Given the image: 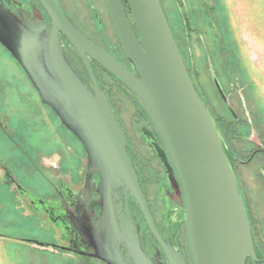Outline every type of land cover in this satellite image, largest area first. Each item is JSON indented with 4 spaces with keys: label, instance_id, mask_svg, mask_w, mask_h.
I'll return each mask as SVG.
<instances>
[{
    "label": "water",
    "instance_id": "1",
    "mask_svg": "<svg viewBox=\"0 0 264 264\" xmlns=\"http://www.w3.org/2000/svg\"><path fill=\"white\" fill-rule=\"evenodd\" d=\"M49 23L15 1L0 0V44L23 69L39 100L86 152V184L100 195L104 247L125 243L135 264H151L142 246L130 241L114 222L115 201L124 194L138 206L161 245L167 264H186L158 233L128 141L97 82L91 62L113 75L153 123L177 173L192 264H245L257 259L246 206L213 116L196 89L179 51L160 0H127L138 38L122 0H106L117 39L131 68L82 32L57 0H38ZM16 6V9L14 7ZM70 45L86 69V82L64 49ZM220 97L223 88L213 74ZM230 111H234L229 107ZM169 178L172 168L155 145ZM98 176L93 183L92 175ZM108 264H125L119 254L101 255Z\"/></svg>",
    "mask_w": 264,
    "mask_h": 264
},
{
    "label": "flooded vegetation",
    "instance_id": "2",
    "mask_svg": "<svg viewBox=\"0 0 264 264\" xmlns=\"http://www.w3.org/2000/svg\"><path fill=\"white\" fill-rule=\"evenodd\" d=\"M12 1L30 13L34 11L39 13L42 20L49 23L48 16L38 0ZM122 2L128 21L138 38L128 4L125 0ZM59 5L62 8L60 3ZM62 10L64 11L63 8ZM96 20L98 28H100L101 23L98 17ZM90 38L112 57L131 68L118 39L114 46L105 35L100 34L99 41ZM62 41L69 58L85 81L90 83L81 60L64 38ZM91 65L97 82L104 89L111 109L128 141V155L136 167L139 183L155 227L166 243L174 249L182 251L186 264H190L191 256L182 212L185 200L177 173L167 155L164 144L151 120L126 88L95 62H91ZM211 75L213 74L211 73ZM105 78L110 79L109 83ZM116 84L136 105L138 114L133 117L134 122L139 124V131L133 130L132 137L117 115V107L113 99L114 92L110 90L112 86L115 85L116 87ZM3 91V88L0 87V96ZM224 94L226 101L220 98L230 111V95L225 91ZM240 99L246 124L250 128V134L245 135L243 140L250 147L236 148L231 140L227 143L223 131L220 132V135L246 206L257 257L254 261L248 258L245 264H264V214H252L250 205V200L256 196L257 192L264 195V141L260 139L253 128L245 101ZM10 102L11 104L0 99V136L3 140L11 141L14 147L12 150L16 152L17 156H12L11 162H8L0 153V187L4 188L6 194L12 195L24 205L23 211L13 214H23L25 217L33 219L45 234L41 239L25 236L22 241L39 246L48 251L52 258H58L65 264H108L100 256L106 254L107 258L113 259L114 252L119 254L125 264H135L125 243H119L115 249L109 250L100 241V235L104 232L105 218L101 214L100 195L92 185L86 184V152L79 140L60 123L52 109L41 101L48 114L50 125L56 124L57 126L56 135L45 136L38 131L42 126L41 121H34L31 126H29V121L26 124L24 121L20 123L17 119L20 118L18 115L19 103L18 101ZM230 113L235 122H241L235 112L233 114L230 111ZM12 119L16 120L18 125L14 126L15 122ZM61 128L65 131L64 134L59 131ZM27 136H36V141L27 143ZM50 137L57 145L52 148L44 147L42 140L46 141ZM155 145L162 149L166 155V160L172 168L170 175L175 181L169 178ZM251 163L257 164L256 175L259 180L258 178L254 179L256 176L252 174V169H246L251 166ZM239 168H242L241 173ZM244 169L248 171L245 173ZM46 172H49L50 175H47ZM22 176L24 177L22 178ZM98 179L97 175H92L93 183H96ZM37 188L44 190V196L33 197L34 191L38 190ZM115 207L116 214H112L114 222L128 236V239L138 245L141 244L140 246H142L141 248L151 264H167L161 245L146 225L143 214L132 198L124 194L120 195L119 199L115 201Z\"/></svg>",
    "mask_w": 264,
    "mask_h": 264
},
{
    "label": "rangeland",
    "instance_id": "3",
    "mask_svg": "<svg viewBox=\"0 0 264 264\" xmlns=\"http://www.w3.org/2000/svg\"><path fill=\"white\" fill-rule=\"evenodd\" d=\"M58 1L80 30L98 41L100 34L105 35L111 44H117L106 0ZM160 3L197 90L213 117L223 119L226 125H230L229 128H222L227 143L231 140L239 149L250 147L243 140L245 135L250 134V128L246 124L240 98L247 105L255 132L264 141V0H160ZM96 17L100 20V28ZM211 73L230 95V105L241 122L234 121L221 100ZM105 80L109 83L110 79ZM0 87L4 90L0 99L9 104L10 101H18L20 118L17 119L20 123L29 121L31 126L34 121H41L42 126L38 131L45 136L56 135V124L55 127L50 125L46 109L38 100L36 91L1 44ZM110 90L114 92L117 115L132 137L133 130L139 131V124L134 122L133 117L138 114L136 105L117 84ZM14 122V126L18 125L16 120ZM59 131L62 134L65 132L62 128ZM33 137L27 136V143L36 141V136ZM1 138L0 153L6 161L11 162V157L17 156L12 150L13 144ZM42 145L52 148L57 143L50 137L46 141L43 139ZM246 169H252L251 173L256 176L254 179L258 178L256 163H251ZM246 169L245 173L248 171ZM239 172H242V168H239ZM4 191L0 187V264H65L58 258H52L48 251L39 246L22 241L25 236L41 239L45 234L33 219L23 214H13L23 211L24 205ZM44 193L43 189H38L33 197L44 196ZM255 195L250 200L252 214H264V195L260 192Z\"/></svg>",
    "mask_w": 264,
    "mask_h": 264
},
{
    "label": "trees",
    "instance_id": "4",
    "mask_svg": "<svg viewBox=\"0 0 264 264\" xmlns=\"http://www.w3.org/2000/svg\"><path fill=\"white\" fill-rule=\"evenodd\" d=\"M125 2L127 3V0H125ZM174 36V35H173ZM188 69V68H187ZM188 72H189V70H188ZM189 74H190V72H189ZM190 77H191V75H190ZM192 78V77H191ZM208 106V105H207ZM209 109V108H208ZM211 112V111H210ZM212 114V113H211ZM212 116H213V114H212ZM214 119H215V123H216V126H217V128H218V130H219V132H221L222 131V128L224 129L225 127H227V128H229L230 127V125H228V123H227V125H226V121L225 120H223V119H218V118H215V117H213ZM231 129V128H230Z\"/></svg>",
    "mask_w": 264,
    "mask_h": 264
}]
</instances>
